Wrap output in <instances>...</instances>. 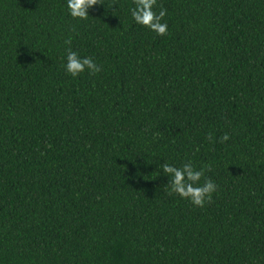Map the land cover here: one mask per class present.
Masks as SVG:
<instances>
[{"label":"trees","instance_id":"obj_1","mask_svg":"<svg viewBox=\"0 0 264 264\" xmlns=\"http://www.w3.org/2000/svg\"><path fill=\"white\" fill-rule=\"evenodd\" d=\"M132 7L0 0V264H264V0H157L163 36Z\"/></svg>","mask_w":264,"mask_h":264},{"label":"clouds","instance_id":"obj_2","mask_svg":"<svg viewBox=\"0 0 264 264\" xmlns=\"http://www.w3.org/2000/svg\"><path fill=\"white\" fill-rule=\"evenodd\" d=\"M156 2L157 0H134V7L130 9L131 16L137 24L146 26L163 36L168 30V24L162 23L167 13L165 9H161L157 14L154 11ZM100 4H104V0H66L68 14L77 20H86L89 17V9ZM66 43L70 45L71 40ZM101 68L102 66L98 65L92 57H82L78 52L69 49L65 70L74 78L86 71L89 74L99 73ZM229 139L228 135L222 137L223 141ZM160 167L170 178L171 192L190 200L195 206L204 207L211 201L213 193L217 190V185L211 179H206L203 184H200L205 169H197L191 162L184 163L182 167L164 162Z\"/></svg>","mask_w":264,"mask_h":264}]
</instances>
